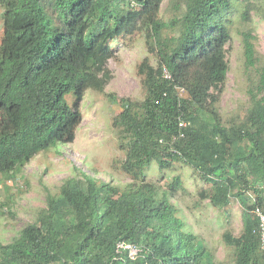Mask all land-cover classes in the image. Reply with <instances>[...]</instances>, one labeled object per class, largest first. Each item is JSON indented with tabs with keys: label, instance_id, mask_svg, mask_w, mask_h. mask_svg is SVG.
<instances>
[{
	"label": "trees",
	"instance_id": "obj_1",
	"mask_svg": "<svg viewBox=\"0 0 264 264\" xmlns=\"http://www.w3.org/2000/svg\"><path fill=\"white\" fill-rule=\"evenodd\" d=\"M162 2L0 0L3 179L10 180L39 153L74 141L85 92H103L111 78L110 42L144 29L148 51L157 58L155 68L146 59L140 65L145 99L121 98L114 120L125 154L121 168L133 182L119 190L85 173L66 179L57 196L46 193L36 221L13 243L0 245V264H217L203 242L185 231L169 201L180 179L174 177L162 193L145 181L152 164L163 171L177 161L212 186L215 205L226 206L236 190L243 231L237 237L224 232L222 240L236 250L233 264H264L252 213L263 211L264 203V66L244 121L224 126L217 104L228 72L229 31L221 18L231 2L184 0L180 19L167 23L159 19ZM170 27L178 35L163 37ZM252 40L243 35L247 67L256 61ZM179 121L187 127L181 129ZM247 192L253 202L243 199ZM121 242L141 248L140 255L130 260L126 251H117Z\"/></svg>",
	"mask_w": 264,
	"mask_h": 264
},
{
	"label": "rangeland",
	"instance_id": "obj_2",
	"mask_svg": "<svg viewBox=\"0 0 264 264\" xmlns=\"http://www.w3.org/2000/svg\"><path fill=\"white\" fill-rule=\"evenodd\" d=\"M231 8L221 21L229 31V41L224 45L228 66L227 77L220 88L217 111L226 127L242 123L252 104L251 92L255 91L258 73L264 66V0H230ZM184 0H163L159 19L173 22L180 19ZM0 10V42L2 37ZM250 34L255 50V66L245 64L243 35ZM178 35L175 27L162 31L163 37ZM114 57L106 63L111 75L109 82L98 92H85L78 109L81 122L72 143L36 155L10 180L0 177V245L13 243L21 230L36 221L46 207V193L57 196L62 183L81 173L91 176L98 184L109 183L122 190L133 181L121 168L124 151L120 149L119 127L114 120L122 111L121 98L141 103L146 96L144 76L140 65L146 59L152 67L157 58L148 51L145 30H138L130 37L110 42ZM179 95L185 97L182 91ZM113 96V97H110ZM69 105L70 96L66 97ZM174 177L181 187L169 198L176 208L177 217L184 222L185 231L202 241L217 264H233L236 250L222 240L224 232L233 237L243 231V203L231 191L228 204L215 205L210 197L214 191L200 175L182 161L174 162L170 169L159 171L156 164L146 170L145 181L155 185L160 193L166 192ZM237 191L241 192L238 187ZM264 196V193H263ZM252 201L250 192L243 199ZM250 204V202H249ZM264 211V203L261 206Z\"/></svg>",
	"mask_w": 264,
	"mask_h": 264
},
{
	"label": "built area",
	"instance_id": "obj_3",
	"mask_svg": "<svg viewBox=\"0 0 264 264\" xmlns=\"http://www.w3.org/2000/svg\"><path fill=\"white\" fill-rule=\"evenodd\" d=\"M163 77L165 79L169 78L168 73L164 69ZM179 127L181 129H184L185 127H187V123L185 121H179ZM252 213L258 223L259 250L264 262V212L259 208H255L254 210H252ZM116 249L119 252L126 251L127 256L130 260H135L141 253V248L135 245L126 244L124 242L118 243Z\"/></svg>",
	"mask_w": 264,
	"mask_h": 264
}]
</instances>
